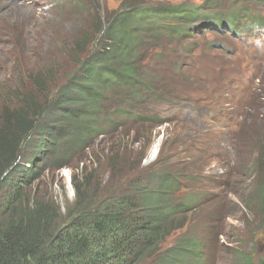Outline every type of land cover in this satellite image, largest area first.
<instances>
[{
	"label": "trees",
	"instance_id": "trees-1",
	"mask_svg": "<svg viewBox=\"0 0 264 264\" xmlns=\"http://www.w3.org/2000/svg\"><path fill=\"white\" fill-rule=\"evenodd\" d=\"M75 1L99 19L86 30L74 67L53 90L36 78L35 94L0 108V264H214L209 256L220 232L194 229L190 220L202 207L192 202L191 187L202 183L192 172L197 165L158 161L164 152L146 168V155L137 164L126 156L118 162L114 143L123 127L167 123L148 111L153 99H179L178 84L187 81L201 86L192 79L190 46L181 43L196 35L199 10L123 0V9L107 17L91 4L99 0ZM185 58L182 70L176 61ZM96 143L99 156L92 154ZM259 158L264 164V154ZM68 168L79 175L72 179L76 200L63 215L40 186ZM182 188L193 193L178 201ZM258 205L260 213L264 190ZM256 254L236 252V264H264V254Z\"/></svg>",
	"mask_w": 264,
	"mask_h": 264
},
{
	"label": "rangeland",
	"instance_id": "rangeland-1",
	"mask_svg": "<svg viewBox=\"0 0 264 264\" xmlns=\"http://www.w3.org/2000/svg\"><path fill=\"white\" fill-rule=\"evenodd\" d=\"M206 1L150 0V3L154 6H199ZM239 1L249 3L250 0ZM91 4L95 9L100 7L107 17L123 9V0H99V3ZM96 17L95 12H91L90 17L86 15L75 0H0V108L18 105L17 98L22 99L24 93L26 96L35 94L37 89L31 81L36 78L47 91L58 86L65 73L74 67L77 53L82 52L86 30L90 34L94 29L99 19ZM242 54V59L230 66L214 60L198 62L191 75L192 79L202 78L201 86L192 81L178 84V96L182 100L177 106L155 99L150 101V110L169 121L163 126L137 124L114 131L120 134L114 142L118 162L126 156L137 164L146 155L141 162L146 168L164 152L158 161L169 158L178 163L179 168L186 163L189 169L197 165L198 171L192 172L199 174L196 180L202 183L191 187L198 196L192 202L200 203L203 198V204L190 220L194 229L213 226L215 232H220L216 250L213 249L209 256V261L214 264H236V252L244 249L257 253L256 257L264 254V208L260 213L254 210V205L259 207V192L264 190L261 185L264 164L259 158L264 154V63L261 77L257 78V84L242 105L248 91L230 97V80H235L234 85L243 86V79L249 76L255 62L253 54L248 51ZM187 61V58L177 59L176 63L182 62L184 70ZM229 68L239 74L228 75ZM167 71V68L162 70ZM226 84L228 87L221 88ZM175 101L178 102L172 100ZM220 112L236 121L234 128L225 130L226 122L214 124L218 118L223 122L218 117ZM109 138L105 137L103 141ZM157 142L161 143L160 152L156 160L149 162L148 157ZM97 145L92 154L99 156L101 151L96 149ZM75 175H79L76 170L63 169L41 182V196L53 198L63 215L76 200L72 186ZM182 189L178 201L186 194V197L192 196L193 191ZM179 235L180 232L173 234L166 246L172 245Z\"/></svg>",
	"mask_w": 264,
	"mask_h": 264
},
{
	"label": "bare ground",
	"instance_id": "bare-ground-1",
	"mask_svg": "<svg viewBox=\"0 0 264 264\" xmlns=\"http://www.w3.org/2000/svg\"><path fill=\"white\" fill-rule=\"evenodd\" d=\"M160 146H161L160 142H157L156 144H154V146H153V148H152V150L150 152V155L148 157L149 158L148 159L149 162H152V161L157 159L158 154L160 152Z\"/></svg>",
	"mask_w": 264,
	"mask_h": 264
}]
</instances>
